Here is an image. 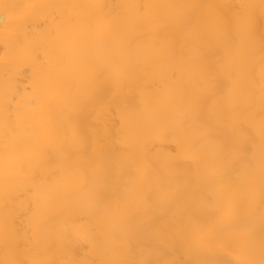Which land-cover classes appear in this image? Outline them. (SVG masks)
Returning a JSON list of instances; mask_svg holds the SVG:
<instances>
[{
  "label": "bare ground",
  "instance_id": "1",
  "mask_svg": "<svg viewBox=\"0 0 264 264\" xmlns=\"http://www.w3.org/2000/svg\"><path fill=\"white\" fill-rule=\"evenodd\" d=\"M30 4L46 7L0 23V262L217 264L224 257L188 233L219 218L226 232L247 227V258L259 264L262 0H0V14ZM62 14L80 23L53 38ZM53 73L65 81L57 98L29 106ZM213 92L223 93L215 104ZM6 98L20 141L5 137ZM45 125L69 140L58 147L45 133L53 147L39 163ZM69 166L83 185L58 178Z\"/></svg>",
  "mask_w": 264,
  "mask_h": 264
},
{
  "label": "snow or ice",
  "instance_id": "2",
  "mask_svg": "<svg viewBox=\"0 0 264 264\" xmlns=\"http://www.w3.org/2000/svg\"><path fill=\"white\" fill-rule=\"evenodd\" d=\"M262 6H264V0H262ZM5 12L0 14V23H6L9 16V10L15 11L19 8L24 9H39L46 7L44 5H5ZM60 7H75L72 5H64ZM211 7V6H209ZM242 9L248 6L240 5L237 6ZM80 21L74 16H60V25L59 30L52 34L53 38L61 35L65 29L74 30ZM93 23L108 27L111 22L107 18H100ZM26 24V19L20 21V26L24 27ZM262 79H264V66H262ZM53 84L47 88L38 89L35 96L27 101L29 106H36L38 104H50L58 96L59 90L64 86L65 81L59 77L58 74L53 73L52 76ZM223 96L222 92H213L212 93V102L215 104ZM262 101H264V84H262ZM13 99L6 98L4 103V115H5V137H14L18 141L22 140L24 134V125L22 120L13 108ZM15 115V119H12ZM45 133L52 138V141L58 142V147H62L69 140V134L65 130L57 129L50 125L44 126V131L36 133L37 139L34 144V150L39 153L40 161L39 163L44 162V157L53 147L52 141H45L43 136ZM74 139L79 140L82 146L85 148L84 138L79 135V133L74 132L72 134ZM23 164L31 165L32 161H24ZM23 166V165H22ZM58 178L64 182H75L76 184L83 185L88 177L87 175L77 169L69 167H64L58 170ZM261 180L262 185H264V157L261 160ZM216 195H227V192H217ZM101 200H106V197H101ZM221 221L219 218L214 219L210 222L201 224L198 231L188 233L192 242L198 247L207 248L210 252L214 254H219L224 257L223 260L217 262V264H257L256 261L247 258V248L245 247V242L250 238V231L245 226H241L234 231L226 232L221 226ZM157 227L161 230L174 231L178 234H185L188 225L179 223V222H168L160 221ZM262 259L259 261V264H264V240H262ZM0 264H5V262H0ZM11 264H17V262H11ZM75 264V262H71ZM107 264H121L119 261L107 262ZM142 264H151V262L145 261Z\"/></svg>",
  "mask_w": 264,
  "mask_h": 264
}]
</instances>
